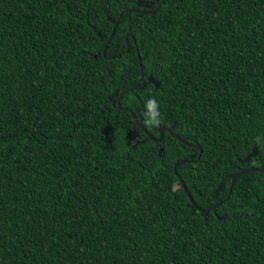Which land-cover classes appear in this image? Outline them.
<instances>
[{
	"label": "trees",
	"instance_id": "trees-1",
	"mask_svg": "<svg viewBox=\"0 0 264 264\" xmlns=\"http://www.w3.org/2000/svg\"><path fill=\"white\" fill-rule=\"evenodd\" d=\"M246 168L264 0H0V264H264V173L225 200Z\"/></svg>",
	"mask_w": 264,
	"mask_h": 264
},
{
	"label": "water",
	"instance_id": "water-1",
	"mask_svg": "<svg viewBox=\"0 0 264 264\" xmlns=\"http://www.w3.org/2000/svg\"><path fill=\"white\" fill-rule=\"evenodd\" d=\"M157 8H158V6H156V8H155L153 11H151L150 13H151V14L155 13V11L157 10ZM124 12H125V13H130V12H137V11H135V10H125ZM119 17H120V14H119V16H118V19H119ZM115 26H116V23L114 24V26H113L111 32H110L109 35H108V38H107L106 42H105V44H104V46H103V48H102V51H101L102 54H104L105 49H106V47H107V44H108V42L110 41V39L112 38V35H113V32H114V28H115ZM124 42L127 43V36L124 37ZM132 44H134V41H132ZM134 50H135V54H136L137 64H138V67H139V79H138V81H140L141 78H142L141 63H140V58H139V56H138V54H137V50H136V48H134ZM127 51H128V46L126 45V48H125V51H124V52H127ZM136 86H137V82H136V84H134V86L131 87V89L133 90ZM124 93H126V91H123V92L118 96V98H117V100H116V104H117V105H118V100L121 98V96H122ZM130 114H131V116H132V119H133V121H134L135 126L138 127V128L141 130V132H143V134H144V135H145L150 141L155 142V143L159 142V141H160V138H161V133H162V131H166V132H167L168 134H170V135H171L176 141L180 142L181 144H183V145H185V146H188V147H192V148H194V146H192V145H190V144L184 142L183 140H181L180 138L176 137L175 135H172V134H171V130H170V128H167V127H160V128H158V130H157V132H158V136H157V138H153V137H151V136H150V135H149V134H148V133L142 128V126L139 124V122H138V120L135 118L134 114H132V113H130ZM130 133H131V132H130ZM131 134L134 135L133 138H135V137L138 136V134H136V133H134V132H132ZM131 138H132V137H131ZM198 151H199V150H198ZM253 154H254V153L248 155V156L243 160V162H248L249 159H250V157H251ZM196 159H198V156L196 157ZM187 162H189V160H180V161L175 162V163L173 164V166H172L173 174L176 175L175 170H176V168H177L178 166H180V165H182V164H185V163H187ZM251 171H258V172H260V173H264V171L261 170V169H257V168H246V169H244V170H242V171H240V172H238V173H236V174H233L232 177H231V179H230V183H229V186H228L227 195H226V197H225V200L229 197L230 190H231V187H232V185H233L235 179H236L239 175H243V174H246V173L251 172ZM178 181H179V184H180V186H181V188H182V190H183V192H184L186 198H187L188 201L190 202V204L193 206V208H195L196 210H198L202 215L205 216V215L208 213L209 210L215 209L216 207H218V206L220 205V203H222V202H218V203L213 204L212 206H210V207L207 208L206 210H200V209L195 205V203L192 201V198L190 197L188 191L185 189L184 184L182 183V181L180 180V178H178Z\"/></svg>",
	"mask_w": 264,
	"mask_h": 264
},
{
	"label": "clouds",
	"instance_id": "clouds-1",
	"mask_svg": "<svg viewBox=\"0 0 264 264\" xmlns=\"http://www.w3.org/2000/svg\"><path fill=\"white\" fill-rule=\"evenodd\" d=\"M146 109H147V116L148 119L146 120V124L148 125H156L158 126L160 123L159 117H160V112H159V105L155 99H149L146 104ZM256 143L259 145V138H257Z\"/></svg>",
	"mask_w": 264,
	"mask_h": 264
}]
</instances>
